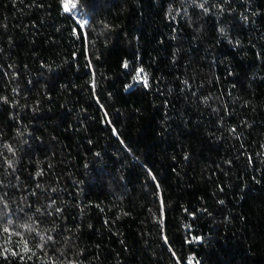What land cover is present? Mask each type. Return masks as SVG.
<instances>
[{"label": "trees", "instance_id": "obj_1", "mask_svg": "<svg viewBox=\"0 0 264 264\" xmlns=\"http://www.w3.org/2000/svg\"><path fill=\"white\" fill-rule=\"evenodd\" d=\"M0 264H264V0H0Z\"/></svg>", "mask_w": 264, "mask_h": 264}, {"label": "snow or ice", "instance_id": "obj_2", "mask_svg": "<svg viewBox=\"0 0 264 264\" xmlns=\"http://www.w3.org/2000/svg\"><path fill=\"white\" fill-rule=\"evenodd\" d=\"M69 2H71V0H69ZM66 7H67V4H66Z\"/></svg>", "mask_w": 264, "mask_h": 264}]
</instances>
